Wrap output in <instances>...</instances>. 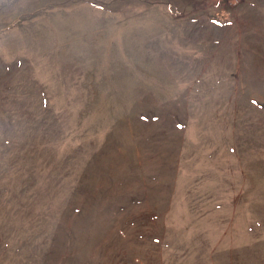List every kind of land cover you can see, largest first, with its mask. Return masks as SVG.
<instances>
[{
    "label": "rangeland",
    "instance_id": "rangeland-1",
    "mask_svg": "<svg viewBox=\"0 0 264 264\" xmlns=\"http://www.w3.org/2000/svg\"><path fill=\"white\" fill-rule=\"evenodd\" d=\"M0 264H264V0H0Z\"/></svg>",
    "mask_w": 264,
    "mask_h": 264
},
{
    "label": "snow or ice",
    "instance_id": "snow-or-ice-1",
    "mask_svg": "<svg viewBox=\"0 0 264 264\" xmlns=\"http://www.w3.org/2000/svg\"><path fill=\"white\" fill-rule=\"evenodd\" d=\"M253 103H255V101H253Z\"/></svg>",
    "mask_w": 264,
    "mask_h": 264
}]
</instances>
